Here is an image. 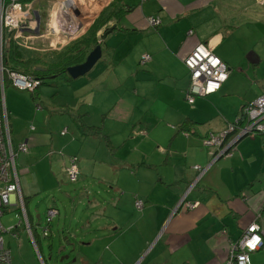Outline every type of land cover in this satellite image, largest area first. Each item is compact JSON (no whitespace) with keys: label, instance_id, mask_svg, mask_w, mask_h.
<instances>
[{"label":"crops","instance_id":"crops-1","mask_svg":"<svg viewBox=\"0 0 264 264\" xmlns=\"http://www.w3.org/2000/svg\"><path fill=\"white\" fill-rule=\"evenodd\" d=\"M68 1L77 5L73 22L64 20L74 30L73 37L54 33V23L65 14L55 15L58 0H48L49 16L46 20L40 15L38 32H21L22 50L43 55L46 49L43 59L55 61L59 53L87 35L114 0H85L87 10L82 11L79 0ZM240 3L244 4L242 0H117L106 22L110 33L97 32L102 56L90 70L96 71L73 84L70 95L58 106V124L42 110V98L34 100L31 93L6 82L4 103L12 142L15 147L25 142L27 147L17 156V169L26 175L32 170L36 180L33 168L42 165L48 179L55 181L65 176L69 158H77L78 179L82 180L77 191L89 199L88 226L94 235L84 243L102 241L109 250L105 257L99 255L98 264L100 260L106 264H226L229 245L250 222L255 221L264 232V134L241 137L231 156L216 161H212L211 149L202 144L208 132L224 129L235 112L236 119L244 105L264 93V60L255 51L256 45L245 48L241 42L233 51ZM258 3L264 5V0ZM148 18L157 23L149 25ZM30 20L37 26L36 17ZM36 36L46 37L44 48L34 46ZM198 43H208L229 73L215 94L196 96L190 104L186 98L190 72L183 59ZM254 62L260 63L253 74L248 63ZM98 63H102L100 70ZM109 76L112 83H123V97L129 104L114 92L106 97L98 92V84L103 83L99 80ZM238 77L247 81L244 91L242 87L232 90ZM231 91L234 107L223 110L219 100ZM136 97L148 108L130 106ZM77 103L82 106L75 107ZM78 114L84 116V125H101L108 141L85 131L76 120ZM184 119L193 120V132L178 130ZM195 165L206 169L200 174ZM26 178L19 180L25 199L37 193ZM136 200L142 202L140 207ZM185 201L195 206L183 209ZM50 208L56 214L42 228V237L49 235L50 222L59 214L56 205L47 212ZM26 216L34 238L36 231ZM60 240V248L65 246L62 251L71 244L68 237ZM249 257L250 264H264V244Z\"/></svg>","mask_w":264,"mask_h":264},{"label":"rangeland","instance_id":"rangeland-1","mask_svg":"<svg viewBox=\"0 0 264 264\" xmlns=\"http://www.w3.org/2000/svg\"><path fill=\"white\" fill-rule=\"evenodd\" d=\"M34 1L33 8L39 12V15L43 16L47 20L48 16L45 10L47 6L48 0H32ZM80 1V0H79ZM79 7L80 10L85 7V0L80 1ZM244 4H241V9L239 10L240 16V25L239 31L235 34V38L237 40L233 42V51L239 47L242 42L245 45V48L254 47L255 51L260 55V57L264 60V5L258 3V0H242ZM69 2V1H68ZM95 2H99V0H95ZM89 3L90 7H94L95 4ZM69 4H72L69 2ZM76 6V4L74 5ZM77 7V6H76ZM89 7V8H90ZM45 10V11H44ZM66 10V9H64ZM69 10V8H68ZM44 11V12H43ZM43 12V13H42ZM73 14V12L71 11ZM74 15V14H73ZM35 17V12H34ZM246 17L248 20L245 21ZM41 25V24H40ZM39 25V26H40ZM44 27L41 26L42 29ZM38 34V33H36ZM42 39V40H41ZM41 40V41H40ZM18 42V41H17ZM36 46V43L40 48H44L46 42V37H35L33 39ZM19 43V42H18ZM244 46H241L243 48ZM42 51V56L44 57L48 51ZM253 50V48H252ZM40 53V51H36ZM239 59L238 57H236ZM46 59H43V61ZM54 60V59H53ZM260 62H254L252 65L248 63L250 66V72L255 73L256 67L259 66ZM99 64V65H98ZM98 70L101 69L102 63H98ZM6 66V65H5ZM105 66V65H104ZM264 66V64H263ZM2 67H3V79L0 78L3 82V86L0 85L1 95L3 100L5 101V91L8 89L6 87L7 84L4 85V75L6 74V69L3 64L2 58ZM96 68V69H97ZM233 69H236L234 67ZM96 70L93 69L89 71L85 75L73 80L70 79L67 75H65L66 80L64 81L61 77H55L49 80H45L44 83L38 85L36 92H38L37 98L42 102V110H46L49 114V118L52 123L58 124L60 122V113L58 106L61 101L70 95V90L75 82L79 80H83V78H87L91 76V74ZM1 75V74H0ZM228 77V76H227ZM244 78L238 77L237 81L233 83L232 90L237 91L236 89L241 88L244 89L247 87V81H242ZM67 80L70 81V85ZM66 82V83H65ZM99 82H103L98 84V92L101 93L102 96H107L109 93L118 94L124 102L129 104V101L123 97L125 90L122 84L112 83L111 76H109L108 80L101 79ZM99 85H102L99 87ZM188 85V84H187ZM4 87V88H3ZM24 92H29L25 90ZM124 92V93H123ZM217 92V91H216ZM216 92L209 93L203 97H210ZM225 92L222 94V98H220V107L223 110H231L233 109V105L231 102V91L229 94ZM31 97V95L29 94ZM144 98V97H141ZM196 98V96H195ZM137 99V100H136ZM143 99H139L136 97L130 106L132 107H140V109L148 108L147 106L142 105ZM161 103H156L155 106H159ZM79 103L76 104L75 107H80ZM162 106V104H161ZM92 108V106H90ZM74 107H72L73 109ZM41 109V108H40ZM236 114V112H235ZM234 114V115H235ZM233 115L232 120L235 119ZM44 126V125H43ZM45 127V126H44ZM28 128H25L27 131ZM15 142V137H14ZM59 155L64 156V152L62 150H56ZM62 152V153H61ZM28 168H32L31 166ZM37 170V179L35 180V176L32 175V170H29V174L26 175L25 172H19V180L24 177L29 179L28 183L30 187H35L36 194L32 197H28L25 202L24 208L20 206H10L6 208V210L10 209V211H5L1 217L2 224L5 228L13 226V230L11 232H3V239L5 245L9 246L11 253V264H98L99 255L105 257L109 250L108 245L101 242L94 243L93 245H88L84 243V241H89L91 237L94 235L91 232V228L88 224H90V212L88 210L89 199L86 194L83 196L80 195V192L77 190L80 188L82 183L81 179H78L75 182H71L66 179L65 176L59 175L55 178V181L48 179L49 174L47 170L42 165H37L36 169L33 168V171ZM19 171V169H18ZM26 175V176H25ZM22 197H25L24 194H21ZM103 196V194H102ZM106 197V196H104ZM91 199V198H90ZM59 210V214L56 215L52 221L50 222V228L48 231L47 237H42V228L46 226L47 222V209L50 206H55ZM183 204L181 203V207ZM12 208V209H11ZM29 215L30 223L34 230L36 231L39 238V244L34 245L29 236L28 230L25 227V214ZM38 218L37 219V215ZM74 215L76 221L72 218ZM76 216H79L78 219ZM84 224L85 226H82ZM63 237L70 238V245L66 246V250L62 252H58L59 240ZM61 241V240H60ZM83 254H86L88 258L86 259ZM64 255H68V258L60 260V258ZM99 264H106L102 260Z\"/></svg>","mask_w":264,"mask_h":264},{"label":"built area","instance_id":"built-area-1","mask_svg":"<svg viewBox=\"0 0 264 264\" xmlns=\"http://www.w3.org/2000/svg\"><path fill=\"white\" fill-rule=\"evenodd\" d=\"M68 0H58V9L55 15L59 17L60 13L67 14L65 21L73 22L76 16V3L68 5ZM34 1L21 2L20 0H0V78L3 79L2 67V46L7 37L20 42L19 36L22 31L36 30V24H33L30 18L34 16ZM69 8V10H68ZM66 9V10H64ZM73 12V14L71 13ZM57 19V18H56ZM53 26L55 34L67 33L72 38L74 30L70 26L64 24V20L58 18ZM149 25L157 23L155 18H148ZM9 33V35H6ZM148 56H144L146 59ZM185 66L189 69L190 80L186 90V98L192 103L195 96H205L209 93L216 92L220 89L224 81L227 79L229 69L226 63L217 56L213 48L208 43H198L183 59ZM6 74L12 85L21 90L32 91L38 84L33 75L22 74L11 69H6ZM1 87L3 82L1 80ZM64 133V131H62ZM264 134V94L258 96L241 111V115L234 121L228 122L224 129L217 132H208L202 139V144L206 148L211 149L212 161H216L221 157H229L232 155V149L235 142L241 137L247 135ZM25 142L19 143L16 147L13 145L9 120L2 98V110L0 112V264H11V253L9 248L5 246L3 232H11L13 226L5 228L1 223V216L9 206L19 205L24 208V200L20 193L19 171L17 169V156L21 152H26ZM200 174L206 169L201 166H193ZM66 177L69 181L74 182L79 177L77 158L71 156L69 165L66 168ZM14 198V202L12 201ZM142 202L135 201V205L140 207ZM183 209L193 208L195 203L185 201ZM54 209L50 208L47 212L49 221L55 215ZM25 227L28 230L31 241L34 245L36 242L33 238L31 227L27 221L25 214ZM46 235V228L43 229ZM264 232L255 221L250 222L236 242L229 245L228 258L226 264H250V252L256 251L263 247Z\"/></svg>","mask_w":264,"mask_h":264},{"label":"trees","instance_id":"trees-1","mask_svg":"<svg viewBox=\"0 0 264 264\" xmlns=\"http://www.w3.org/2000/svg\"><path fill=\"white\" fill-rule=\"evenodd\" d=\"M116 1L117 0L110 2L109 6L106 7L103 10V12H101L100 15L101 17L93 22V24L89 28L87 35L84 38L76 41L72 47H69L67 50L59 53L57 55L58 58L55 61L54 60L51 61L49 59L43 61V56L41 55V53H37V52H32L31 54L26 53L24 50L20 48L21 45L18 42H15L14 40L7 37V40L2 43L3 44L2 58L5 69L6 68L11 69L13 71H17L22 74H29V75L31 74L33 75L34 78H36V80L38 81L37 86L32 91H29V93H31V97L34 100H36L38 97V94L36 92L38 85L44 83L45 80H49L53 77L65 78V75H67L71 79V77L66 72V68L74 64H79L85 60L87 53L99 43V39H98L99 36L97 35V32L100 31V29H103L102 35H107L108 33H110L109 27L106 25L107 24L106 22L109 21L108 13L109 12L112 13V11L110 10L114 7ZM113 29H116V27H114ZM6 82L12 85L7 74L4 75V85L6 84ZM36 105H38L37 107H41L39 104ZM1 110H2V95L0 90V112ZM76 120L81 123V126L84 128L85 131L96 136H103L105 140L108 141L107 136H105L102 132L101 125H96V126L84 125L85 118L81 114H78L76 116ZM192 125H193V120L184 119L183 122L177 128L179 131L193 132ZM9 127H10V122H9ZM62 131L63 130H61L60 134H64L62 133ZM23 200L25 204L26 199L23 198ZM33 234L35 236L34 238L36 245H38L39 244L38 234L34 231ZM251 253L252 252H250V254Z\"/></svg>","mask_w":264,"mask_h":264},{"label":"water","instance_id":"water-1","mask_svg":"<svg viewBox=\"0 0 264 264\" xmlns=\"http://www.w3.org/2000/svg\"><path fill=\"white\" fill-rule=\"evenodd\" d=\"M35 17L37 21V28L36 32H38L39 25H40V15L37 10H35ZM102 56V48L100 43H98L96 46H94L86 55L85 60L79 64H74L71 66H68L66 68L67 74L72 78L75 79L79 76H83L86 73H88L91 68L95 65V63L101 58ZM55 78V77H53ZM52 79V78H51ZM65 246H62L64 248ZM62 248L58 249V252L62 251ZM68 255L63 256L60 258L62 260L63 258H67Z\"/></svg>","mask_w":264,"mask_h":264},{"label":"bare ground","instance_id":"bare-ground-1","mask_svg":"<svg viewBox=\"0 0 264 264\" xmlns=\"http://www.w3.org/2000/svg\"><path fill=\"white\" fill-rule=\"evenodd\" d=\"M67 4H69V2L67 3ZM70 5V4H69ZM65 16H66V14L65 15H63V17H61V19L62 20H65ZM25 36V35H24ZM27 36V35H26ZM28 36H30V35H28ZM7 69V68H6ZM190 80V79H189ZM211 94V93H210Z\"/></svg>","mask_w":264,"mask_h":264}]
</instances>
